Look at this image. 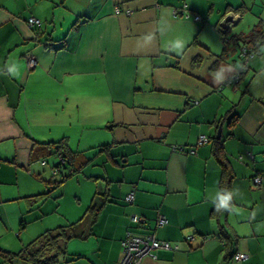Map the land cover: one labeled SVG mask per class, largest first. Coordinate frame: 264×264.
Here are the masks:
<instances>
[{
  "label": "crops",
  "instance_id": "1",
  "mask_svg": "<svg viewBox=\"0 0 264 264\" xmlns=\"http://www.w3.org/2000/svg\"><path fill=\"white\" fill-rule=\"evenodd\" d=\"M262 23L264 0H0V264H30L2 253L33 241L10 234L3 204L37 196L23 192L21 168L62 139L91 158L83 170H100L89 176L100 210L67 216L82 236L54 264H122L130 230L173 246L139 264H264V42L240 58ZM221 162L235 192L227 210L212 199Z\"/></svg>",
  "mask_w": 264,
  "mask_h": 264
},
{
  "label": "rangeland",
  "instance_id": "2",
  "mask_svg": "<svg viewBox=\"0 0 264 264\" xmlns=\"http://www.w3.org/2000/svg\"><path fill=\"white\" fill-rule=\"evenodd\" d=\"M44 161L48 163L43 164ZM59 161L60 156L52 154L33 162L30 171L21 168L22 173L27 176L22 179L23 192L37 195L49 190L47 181L61 177L60 174L54 173L53 166ZM64 171L67 172L66 169ZM98 171L100 170L92 165L87 166L82 172L68 178L47 198L35 196L26 199L24 197L19 201L4 202L6 221L10 227L16 229H13L10 234H14L18 238L20 232L22 238H29L32 241L49 228L68 224L67 216H71L73 209L77 210V207L81 205V213L75 215L77 217L74 218L77 220L82 217L90 206L94 193L98 190V183L89 176L97 174L92 172ZM6 192L10 191L6 189ZM22 194L24 196L26 193ZM23 225L26 226L23 227ZM9 236L5 237L9 238Z\"/></svg>",
  "mask_w": 264,
  "mask_h": 264
},
{
  "label": "trees",
  "instance_id": "3",
  "mask_svg": "<svg viewBox=\"0 0 264 264\" xmlns=\"http://www.w3.org/2000/svg\"><path fill=\"white\" fill-rule=\"evenodd\" d=\"M263 26L264 24L262 23L260 27L253 30L251 35L242 39L245 47L250 49L254 53V55L257 51H259L260 46L264 42ZM226 42H229L228 39ZM252 58L253 57H251L249 60H251ZM244 71L245 69H243V72ZM241 73L242 71L239 70V74ZM231 121L234 122V118L231 119ZM215 151L219 155L223 151V149L221 146L217 145ZM52 154L60 156V161L54 166V173L60 174L61 177L59 179L53 178L47 181L48 187H50L49 190L37 194V196H43V198L50 196L51 192L58 188L61 184H63L68 178H71L75 174L81 172L91 160V158L85 156L82 152L72 150L64 139L59 141L39 143V145H37V148H35L32 152V160H39ZM221 163V192L231 191L229 179V176H231L230 170L224 162ZM65 169L67 170V172L64 171ZM216 208L217 207L215 205V209ZM99 210L100 206L97 203L93 202L88 207L87 214L83 218H85L86 216H91L92 220L94 221ZM79 221L81 220L70 223L68 225H60L53 229H47L32 242L25 245L18 253L13 254L4 250L2 251V253L7 259H12L14 256H21L30 264H54L59 261L60 256H63V258L66 259L68 241L74 237L82 236V234H79L77 232V224L79 223ZM143 222L144 220L139 224H142Z\"/></svg>",
  "mask_w": 264,
  "mask_h": 264
},
{
  "label": "built area",
  "instance_id": "4",
  "mask_svg": "<svg viewBox=\"0 0 264 264\" xmlns=\"http://www.w3.org/2000/svg\"><path fill=\"white\" fill-rule=\"evenodd\" d=\"M118 11V9H117ZM183 14H186L188 17L189 14L187 11H183ZM195 20H201L199 15H195ZM29 24L31 26H36L40 24V21L34 17L29 19ZM264 27V26H263ZM241 58L245 59V62L251 57H254V53L244 46L240 53ZM29 67H35L37 65V59L33 56L28 58ZM206 141L205 136H201L199 139L200 143ZM254 183L256 185H260L262 183V177H255ZM127 201H133L134 193H130L126 197ZM132 221L135 223H141L143 219L137 217L136 215L132 216ZM167 223V219L164 216H160L158 219L159 225H164ZM173 246L169 241L159 240L152 234H139L132 230L127 232L125 239L122 242V256L121 262L122 264H139L143 257L149 255L152 257H156L154 250L156 249H172ZM247 254L239 252L236 253L235 258L239 261L245 260L247 258Z\"/></svg>",
  "mask_w": 264,
  "mask_h": 264
},
{
  "label": "clouds",
  "instance_id": "5",
  "mask_svg": "<svg viewBox=\"0 0 264 264\" xmlns=\"http://www.w3.org/2000/svg\"><path fill=\"white\" fill-rule=\"evenodd\" d=\"M183 47V41L177 40L172 44L173 50L179 52ZM21 66L13 63L9 67V71L13 75H18L20 73ZM216 78L218 80H222L224 78V72L223 69L219 70L216 72ZM235 195L234 191H222V192H217L215 196L212 197L213 202L215 203L216 207L218 209H229L231 207V201L233 196Z\"/></svg>",
  "mask_w": 264,
  "mask_h": 264
},
{
  "label": "water",
  "instance_id": "6",
  "mask_svg": "<svg viewBox=\"0 0 264 264\" xmlns=\"http://www.w3.org/2000/svg\"><path fill=\"white\" fill-rule=\"evenodd\" d=\"M230 19H231V17H230ZM229 21H233V20L231 19V20H229ZM222 27H224V29L227 30V28H228L229 26L227 25V22H226V24L224 23V24L222 25ZM242 64L246 65L247 63L242 62ZM221 130H222V128L220 127L219 130H218V133H217V138H220V136H221Z\"/></svg>",
  "mask_w": 264,
  "mask_h": 264
}]
</instances>
